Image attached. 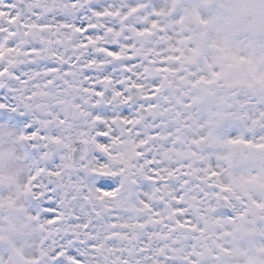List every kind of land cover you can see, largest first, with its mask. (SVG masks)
I'll use <instances>...</instances> for the list:
<instances>
[{
  "label": "snow or ice",
  "instance_id": "obj_1",
  "mask_svg": "<svg viewBox=\"0 0 264 264\" xmlns=\"http://www.w3.org/2000/svg\"><path fill=\"white\" fill-rule=\"evenodd\" d=\"M0 264H264V0H0Z\"/></svg>",
  "mask_w": 264,
  "mask_h": 264
}]
</instances>
